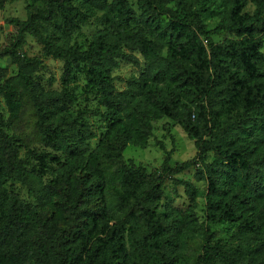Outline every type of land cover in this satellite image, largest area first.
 <instances>
[{
    "label": "trees",
    "instance_id": "1",
    "mask_svg": "<svg viewBox=\"0 0 264 264\" xmlns=\"http://www.w3.org/2000/svg\"><path fill=\"white\" fill-rule=\"evenodd\" d=\"M29 1L25 20L7 21L12 30L0 47L21 87L0 83V264H264V0H136V9L128 0ZM218 2L226 9L207 29L203 15ZM248 2L252 15L242 12ZM90 20L99 30L86 48L70 43ZM223 32L230 38L216 43ZM26 35L63 62L60 92L26 74ZM136 54L140 74L118 91L111 73L118 60L140 66ZM79 68L104 109L94 149L88 112L64 111L76 103L69 83ZM28 108L36 119L32 142L54 153H31L50 172L45 180L11 131ZM162 118L193 140L195 156L172 165L173 149L159 144L164 157L155 172L125 163L123 151L146 148ZM190 168L207 186L205 222L236 225L229 244L215 242L199 221L198 192L177 178ZM168 181L184 188V209L161 204ZM14 182L34 205L7 189ZM106 192L117 198L121 219L107 213Z\"/></svg>",
    "mask_w": 264,
    "mask_h": 264
},
{
    "label": "rangeland",
    "instance_id": "2",
    "mask_svg": "<svg viewBox=\"0 0 264 264\" xmlns=\"http://www.w3.org/2000/svg\"><path fill=\"white\" fill-rule=\"evenodd\" d=\"M109 2L113 0H108ZM129 4L136 9V0H128ZM30 1L29 0H6L3 7L0 9V47L7 42L9 35L11 33V26L7 21L11 18H16L19 20H25L30 11ZM226 9L224 3H215L210 7V11L203 15V20L206 24L207 29H213L216 27L221 18L218 16L219 13ZM254 5L249 3L243 9V13L252 15L254 12ZM99 30V26L90 20L84 26H82L75 34L71 37L70 43H77L82 49L86 48L93 35ZM225 38H230V35L226 32L219 34L214 37V41L217 43ZM21 52L24 57L29 60L30 64L26 67L25 72L28 76L36 80L47 92H60L62 90L61 78L63 73V62L60 60L53 59L51 57H45L42 54L41 47L36 43V41L29 35L25 37V44L23 45ZM140 66H135L134 64L126 60H118L117 67L111 73L114 78V85L118 91H122L126 88V81L132 76H138L140 74L143 61L139 55ZM33 60H37L38 63H34ZM18 69L15 65H12L8 59L3 58L0 60V83L6 81H11L17 84ZM17 88L19 84H17ZM69 88L72 89L75 97L76 103L64 111L69 113L77 114L83 110L88 112L85 116V121L89 124L90 129L94 132L95 137L91 140L92 149L97 146L98 141L105 132V125L102 122L100 113L103 112V108L98 104V96L96 90L87 74L81 69H76L72 74L71 81L69 83ZM1 109L4 119L8 121L10 119V112L1 98ZM36 119L32 112L28 109L21 111L19 120L13 125L11 131L18 135L21 139L22 148L20 150V155L27 161V164L32 167L36 173L40 174L43 180L50 177V172H45L44 167L36 160V158L31 153H52L49 149L42 147L41 145L34 144L32 142V137L30 135V130L33 128ZM159 144H162L166 151H171V164L182 163L190 160L196 154V149L194 147L193 140L190 139L183 129L176 124L174 121L168 118H162L158 121L152 123V133L147 141V146L144 149H139L133 146H128L122 153L123 160L125 163L133 162L136 165L145 167L146 171L151 174L155 172L164 157L163 151L160 149ZM210 155V161H211ZM54 165L49 159L46 160V166ZM41 170V171H39ZM194 169L190 168L177 178L189 182L198 192L197 208L196 213L200 222H204L209 226L210 231L213 235V240L215 242H220L222 244H229L231 242V237L235 231L236 225L226 223V222H205V193H206V183L197 182L194 179ZM9 191L17 193L19 198L27 203L34 205V199L31 197L25 186L20 183L14 182L7 185ZM164 198L162 205L164 203H170L175 208L184 209L188 205V198L184 192V188L181 186L175 187L171 182H166L163 186ZM106 211L109 214H114L118 218H122L120 213L117 211V198L109 193H105ZM43 210L41 212H46ZM49 213L55 215L53 209L49 210ZM112 223V222H111Z\"/></svg>",
    "mask_w": 264,
    "mask_h": 264
}]
</instances>
